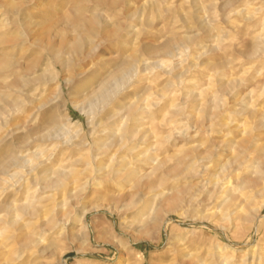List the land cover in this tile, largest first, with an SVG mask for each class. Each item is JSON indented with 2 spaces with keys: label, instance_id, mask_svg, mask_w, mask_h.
<instances>
[{
  "label": "rangeland",
  "instance_id": "rangeland-1",
  "mask_svg": "<svg viewBox=\"0 0 264 264\" xmlns=\"http://www.w3.org/2000/svg\"><path fill=\"white\" fill-rule=\"evenodd\" d=\"M263 1L0 0V152L2 155L5 147L12 141L14 152L17 149L16 155L33 157V153L38 151L40 152L38 157L41 159L49 158L41 168L51 165L55 166L54 168L60 166L77 171L88 168L86 170L91 172L89 175L93 176L95 162L90 167L82 163L90 160L92 150L90 148H93V144L106 141L108 134L103 132L100 133L101 136L97 131L93 136L89 135L91 115L81 111L72 101H85V96L90 94L94 84L97 85L101 78L110 79V73L123 63H134L138 59H143L142 61L148 64L147 68L144 71L142 69L143 73L133 76L114 93L116 99L113 98L104 110L99 109L100 114L96 115L95 121L104 122L107 116L117 111L118 103L129 102L141 106L143 104L147 109L139 108L136 111L135 115L139 118V122L136 121L137 124L134 125L142 128L145 133L147 131V136L143 138L144 141L137 138L130 142L131 147L136 143V146H139L135 152L133 150L130 153L124 149L119 155L124 153L122 155L124 163L137 167L140 173L147 172L151 164L141 165L131 157L132 155L140 154L142 159L141 155L144 153L159 154L158 159H163L165 162L164 168H174L179 163V167L173 169L172 174L164 177L160 187L170 199L167 198L168 200L161 204L154 203V210L149 218H146L148 207L144 208L143 202L139 203L136 209L132 208L133 210L127 209L119 213L113 210L112 199L119 192L129 190L127 180L106 183L95 193L86 190L79 200L70 202L66 230L61 234L50 232L43 234L44 242L51 245L45 255V264H219V262L244 264L248 248L258 244L264 249V221L255 225L245 221L239 223L235 229L228 220H219L217 216H211V219L209 215L217 213L221 199L217 198L219 194L208 198L212 185L206 183L202 186L204 183L202 180L217 174L221 166H228L234 153V148H231L233 145L260 132L254 131L253 119L246 108L255 99L260 103L264 101ZM253 10L256 12L254 13ZM174 39L176 40L173 41ZM165 42L177 44L179 50L186 49L187 45L191 48L188 47L181 55L171 58L156 51ZM257 44H260L258 49L255 48ZM197 55L199 58L196 61L193 58ZM190 61L196 62L195 67L190 66ZM233 79L240 83L237 84L235 81L234 84ZM67 80L71 81L70 85H66ZM148 86L151 87L149 91H147ZM187 86L196 89L191 91L192 88L189 90ZM198 88L201 90L199 91ZM157 92L162 96L160 97ZM189 94L193 97H188ZM212 96L217 100L223 99L221 102L219 100L221 104L218 102L220 108H217L220 110L217 108L214 110V106L208 102ZM148 97L155 98L148 102ZM163 100L164 103L167 100L166 104H163ZM203 101L208 105H203ZM175 108H180L181 112L175 113L173 111ZM87 109L88 107H85V110ZM197 111H202L201 115ZM51 113H56L61 123L64 121V125H67L65 128L68 127L69 130L66 129V134H61L56 139L55 137L39 139L38 137L48 127L46 122ZM202 114L206 118L202 117ZM160 117L166 119H162V122ZM209 118L213 121V125L211 122L208 123ZM115 120L114 128H118L116 126L120 128L122 121ZM104 123L99 128L95 127L96 130L106 129L111 133L115 130ZM20 127L24 128V131L32 132L27 143L18 140L24 136L23 132L12 138V131ZM27 127L29 129H26ZM196 129L198 131H195ZM148 134L149 136L153 134L149 137L153 142L147 139ZM260 134L261 132L259 133L261 137L254 141L256 147L249 150L250 155L247 157L249 166L257 161L258 157H264V135ZM5 136L8 138L4 140ZM64 136L71 137L72 140L84 139L87 145L79 149H71L62 142ZM231 142L235 143L230 144ZM66 148L70 153L68 150L65 152ZM62 150L64 151L61 152ZM194 150L205 154L210 151L209 157L199 164L208 167L207 172L205 174L201 172L198 177L182 175L177 179L170 178L175 172L185 170L192 160L188 152L192 154L195 153ZM82 152L86 153L85 156ZM69 155H72L71 158ZM78 157L82 160H78ZM107 158L108 156L102 157L101 161L110 164L111 160ZM34 159L35 157L32 160L36 161ZM55 163L60 164L56 166ZM10 171L17 173V177L27 175L22 168H14ZM161 171L162 169H158L153 172L154 182L158 180L157 176L162 175ZM253 173L254 171L249 168L246 176L250 177ZM80 178L84 180L85 177L82 174ZM262 181L264 183V178ZM28 186L32 193L34 189L36 191L38 189L31 184ZM20 193L12 190L6 193L0 192V203L6 201L9 196L11 198L12 194L15 195V199L20 200L23 191ZM49 193L53 194V192ZM56 196L53 198H57ZM250 202V207L256 208L261 215L259 219L263 218L264 193L252 195ZM82 215L86 228L81 233L75 232L76 229L73 228L81 224L77 218ZM72 232H75L74 241L71 239ZM176 241L179 243L176 244ZM225 245L235 247L236 252L231 253L224 248ZM218 255L232 260L224 263L218 260Z\"/></svg>",
  "mask_w": 264,
  "mask_h": 264
},
{
  "label": "bare ground",
  "instance_id": "bare-ground-1",
  "mask_svg": "<svg viewBox=\"0 0 264 264\" xmlns=\"http://www.w3.org/2000/svg\"><path fill=\"white\" fill-rule=\"evenodd\" d=\"M263 3H264V1H263ZM253 12H254V10H253ZM248 14L250 15V12ZM258 15H259V13L257 14V16ZM257 16L255 15V17H257ZM256 26H257V24H256ZM259 27H261V25ZM255 37H256V35H255ZM255 37H251V38H255ZM219 38H221V37H219ZM263 39H264V37H263ZM175 40L176 39H174L173 41H175ZM220 40H219V42H220ZM256 40H258V39H256ZM213 42H215V41H213ZM177 43H178V41H177ZM180 43H181V41H180ZM187 46L189 47L190 45H187ZM182 47H183V45H182ZM188 47H186V49H188ZM189 48H191V47H189ZM255 48L256 49L260 48V44H257L255 46ZM186 49L183 48V49L179 50V46L177 44L165 42L164 44L161 45V47L156 49V51L162 53L163 55L170 56L171 58H173V57L181 55V53H184L186 51ZM195 52H196V50H195ZM198 52H200V51H198ZM263 52H264V50H263ZM193 55H194V53H193ZM254 55H255V53H254ZM198 56L199 55L195 56L193 59L197 61L199 58ZM186 57H188V56H186ZM142 60L138 59L134 63H132V62L123 63L121 66L117 67L112 73H110V79L109 78H101L99 76L101 79L99 78L100 80L98 81V84L97 85L94 84V86L90 89V92H89L90 94L85 96L86 98L84 99L85 101H83L84 103L81 102L80 100H79V102L78 101H72L76 107H79L81 109V111H84L87 115L88 114L91 115L89 118V123L91 125V133L89 135L93 136V134L97 133V131L99 132V134L103 133V132L105 134H108L106 141H104L102 143L98 142V143L93 144L94 145L93 148H90V150L92 149L91 150V157L89 158L90 160H87L85 163H82V164H86L87 166L90 167L95 162V165L93 166V172H94L93 174L94 175L93 176L91 175L92 177L89 175L91 172L90 171L88 172L86 170L88 168L83 169V170H79V171H77L76 169L75 170H68V169L61 168L58 165L60 163H58V164L55 163L56 166L57 165L59 166L56 168H54L55 166L53 167L52 165L48 166V167L41 168V167L45 166L47 159L43 160V158L41 159L40 157H38L40 152L39 153H38V151H37V153L36 152L33 153L34 151L32 152L33 157H35L36 161H33L32 160L33 157H29V155H16L15 152L17 151V149H15V152H14V147L12 146L13 144H11L12 141L3 150L4 155H2V152H0V192L6 193V192H9L12 190L14 192L17 191L20 193L21 191H23L22 197L21 198L19 197L20 200L15 199V195L12 194L14 196L11 195V198L9 196L8 199L6 198L7 199L6 201L0 203V264H45V262H46V261L44 262L45 255L49 252L51 245H50V243L44 242L43 234L46 232L55 233V234L60 233L61 234L64 232V230H66L65 229L66 224L69 221L68 215L70 213V208L68 207V204L72 201L79 200V197L81 196V194L86 192V190H89L91 193H95V192L99 191L100 189H102L104 187V184H106V183L113 182L115 180H127L129 182V190L126 192L125 191L119 192L112 199L113 200V210L115 212L119 213L120 211H123V210L135 208L139 203L143 202V207L144 208L148 207L146 218H149L151 215V212L154 210V207H153L154 203H155V205L161 204L162 202L170 199V198H168V195L165 193V191L161 190L162 188H160V187L162 185L164 177L166 175H170V173L172 174V171H174L175 169H177L179 167V163H177L178 165H176L174 168H164L165 162L163 159H162L163 161L158 159L159 154L158 155H152V154L149 155V154H145V153L143 154L142 153L143 154V155H141L143 157L142 159H140V154H137L135 156L130 155L133 159H135V161L140 162L141 165H144V164L146 165L147 163L151 164V166L147 172L140 173V171L137 167H132V166H130L131 164L128 165V164L124 163V161H123L124 157L122 156L124 153L122 155H119V152L120 151L122 152V150H124V149H127L130 153L133 150H134L133 152H135V149H137L139 146H136L137 143L136 144L134 143L135 146L131 147L132 144H130V142H133V140H135L137 138L142 139V141H144L143 138H145V136H147V134H146V133H148L147 131L145 133V131L144 132L142 131V128H138L137 126L134 125V123L137 124V122H139L138 121L139 118L136 117L137 115H135L136 111L139 108H143L146 110L147 109L146 106H143L142 103H141L142 106L136 105L134 103H129V102L128 103H122V102L118 103L116 105L117 111H113L112 114L107 116L105 118L104 122L106 124L110 125V127L114 128L115 121H116L115 119H120V121H122V124L118 120L117 121L121 124V127L119 128V126H116L118 128H114L115 130L112 133L107 131L106 129L101 128L102 130H96V128H95V127L99 128L100 125L104 123L101 121H95L96 115L100 114L99 109L104 110V108H106V106L112 102L113 98H115L114 93L116 91H118L121 87H123L126 82H128L131 78H133V76L139 74L140 72L143 73L144 69L147 68V66H148L147 62L142 61ZM195 65H196V62H194V61L191 62V64H190L191 67H195ZM160 67H162L161 63H160ZM215 67H216V65H215ZM142 69H143V71H141ZM246 69H248V68H246ZM204 75H206V73ZM150 77H152V76H150ZM95 79H97V78H95ZM193 80H194V77H193ZM231 80H229V81H231ZM132 81H134V80H132ZM235 81H236V79L233 81L234 84H235ZM70 82H71L70 80H67L66 85H70ZM226 82H228V81H226ZM238 82L236 81L237 84H238ZM129 86H131V85H129ZM168 86H170V85H168ZM199 86H200V84H199ZM211 87H209V89ZM226 87H227V85H226ZM147 88H149L147 90V91H149L151 87L148 86ZM191 88H189V90ZM227 88H229V87H227ZM193 89L195 90L196 88L193 87L191 91H194ZM200 90L201 89H199V91ZM207 90H208V88H207ZM153 93H151V94H153ZM117 94L119 95L120 93H117ZM158 95L160 96L159 93H158ZM164 95H166V93H164ZM152 96L153 95H151V97ZM199 96L202 97L201 95H199ZM245 96H247V95H245ZM151 97L150 98L148 97L149 98V99H147L148 102L150 99L155 98V97L154 98H151ZM188 97H193V96L191 94H189ZM206 97H208V95ZM162 99L160 101H162ZM243 99L244 98H242V100ZM178 100H179V98H178ZM193 100H197V99H193ZM219 100H217V98L215 96H212L208 100V102H210L214 106V110H215L217 107H219V104H218ZM221 100H223V99H221ZM221 100H220V102H221ZM141 101H143V100H141ZM166 101L164 103V100H163V104H166ZM257 101L255 99V100H253L252 103H250V105L248 104L249 106L246 108V110L250 114V117L253 119L252 123L254 125V129H255L254 131H260L261 134L264 135V101H262L263 103H260ZM148 102H147V104H148ZM200 102H202V101H200ZM190 103H191V101H190ZM222 103H223V101H222ZM137 104H139V103H137ZM151 104L153 105V103H151ZM183 104H185V103H183ZM205 104L208 105L207 103L204 102L203 105H205ZM170 105H171V103H170ZM203 105H202V107H203ZM12 106L13 105H11V107ZM221 106H223V105H221ZM85 107H88V109L85 110ZM197 107H198V105H197ZM149 108H150V106H149ZM207 108H208V106H207ZM219 108H217V109H219ZM199 109H201V108L199 107ZM153 110H155V109H153ZM156 110H158V109H156ZM202 110H203V108H202ZM51 111H52V109H51ZM165 111H167V110H165ZM173 111L175 113H180L181 109L175 108ZM197 112H199L201 115L202 111L201 112L197 111ZM206 112H207V110H206ZM211 112H213V111H211ZM235 112H239V111H235ZM160 113H162V112H160ZM170 113H171V111H170ZM216 114H215V117H216ZM227 114H228V112H227ZM62 115H61V117H63ZM202 115H203L202 117H204V114H202ZM245 115L247 116L246 112H245ZM173 116L176 117V115H173ZM209 116H211V114ZM213 116H214V113H213ZM217 116H219V115L217 114ZM246 116H244V117H246ZM167 117L168 116H166V118ZM207 117H208V114H207ZM44 118H46V117H44ZM166 118H161V120L162 119L165 120ZM204 118H206V117H204ZM211 118H209L208 121ZM246 118H244V119H246ZM246 120L249 121V119H246ZM45 121H46V119H45ZM169 121H171V120L169 119ZM63 122L64 121H62V123H61V121H60L58 115H56V113H51L49 115V117L47 118V122H46L48 127L38 138L39 139H47V138L55 137V139H56L61 134H64L66 132V129L69 130V128L68 127L65 128L67 125L65 124L66 125L65 126ZM113 122H114V124H113ZM141 122H143V121H141ZM149 122H150V120H149ZM162 122H163V120H162ZM210 122L213 125V121L210 120L208 123L210 124ZM154 123H155V120H154ZM245 123H246V121H245ZM168 124H169V122H167V125ZM90 125L88 126L89 128H90ZM225 125H227V124H225ZM139 127H140V125H139ZM236 127H234V128L236 129ZM252 127L253 126L251 125V128ZM149 128H151V127H149ZM26 129H29V128L27 127ZM157 129H159V128L157 127ZM164 129H166V128H164ZM239 129H240V127H239ZM248 129H249V127H248ZM248 129L246 128V131ZM24 130H25L24 128L20 127L18 129H16L15 131H12V138L14 135L20 134L23 132L24 136L22 138L18 137L19 138L18 140H20L21 142L26 141L25 143H27L29 138L31 137L32 132L29 130H26V131H24ZM151 131H152V129H151ZM160 131H161V128H160ZM195 131H198V130L196 129ZM153 132H154V130H153ZM163 132H164V130H163ZM34 133H35V131H34ZM75 133H77V132H75ZM248 133H246V134H248ZM259 133H254L249 139H247L245 141L242 140L239 144L233 145L231 148H234V153H233V156L230 158L231 160L229 161L228 166H225V165L221 166V168L219 169L217 174H212L210 178L202 180V181H204L202 186L206 185V183L212 185V191L209 193L210 196L208 198L216 197L219 194L217 198L221 199L218 206H217L218 207L217 213L216 212L210 213L209 216L210 217L211 216L212 217L217 216L219 218V220H228L235 229L238 227L239 223H242L245 221H250L253 225L260 223L261 221H264V217L259 219V217L261 215L259 214L258 210L256 208L250 207L251 196L264 193V183L262 181L264 178V157L263 158L258 157L257 161L253 162V164L251 166L247 165V157L250 155L249 150L251 148L256 147V143L254 141L256 138L261 137V136H259ZM71 134H73V133H71ZM161 134H163V133L161 132ZM151 135L153 136V134H151ZM150 136L148 134L147 139H149ZM6 138H8V137L5 136L4 140ZM101 139H105V138H101ZM151 139H152V137H151ZM35 140H37V139H35ZM150 141L153 142V140H150ZM62 142L65 145L69 146L71 149L72 148H78L79 149V148L85 147L87 145L86 140H84V139L76 140V138H75V140H72L71 137L70 138L65 137ZM152 142H150V143H152ZM235 142H238V141H235ZM234 143L231 142L230 144H234ZM145 144H146V142H145ZM141 149H142V147H141ZM21 150H22V148H21ZM67 150H68V148H66L65 152ZM63 151L64 150H62L61 152H63ZM86 151L84 150V152H86ZM19 152H21V151H19ZM23 152H24V150H23ZM58 152H60V151H58ZM194 152L195 153H192V154H190L188 152V155L190 157H192V160H191V163L188 166H186L185 170L183 169L182 172H180V171L178 172L176 170L177 172H175V174H173L174 176H172V177L170 176V178L177 179L178 176H182V175H191L193 177H198L201 172L204 174H205V172H207L208 167H204L203 165L199 166V164H201L206 158L209 157L210 151H207L206 154L203 152L197 153L195 150H194ZM43 153H45V152L43 151ZM69 153H70V151H69ZM79 153H78V155H80ZM41 154H42V152H41ZM85 154L83 156H85ZM71 156H70V158H71ZM88 156L89 155L87 154V157ZM106 156H108L107 159L111 160L110 164H105L101 161L102 157H106ZM185 156H187V155H185ZM46 157H47V155H46ZM52 157H54V156H52ZM64 157H65V155H64ZM67 159H69V158L67 157ZM77 159L82 160L81 157H80V159H79V157ZM48 160H49V158H48ZM74 161H76V160H74ZM74 161H73V163H74ZM113 161H115V162H113ZM126 161H127V159H126ZM180 161H181V159H180ZM180 161L178 160V162H180ZM59 162H61V161H59ZM78 162L80 163L83 161H78ZM53 163H51V164H53ZM82 164H80V165H82ZM61 165H62V163H61ZM72 167H74V165ZM14 168L25 169V171L27 172V175L24 174L26 176H20L19 175L17 177V173H10L11 172L10 170L14 169ZM249 168H251L252 171H254V173L250 177L246 176L247 172L249 171ZM158 169H162V171H161L162 175L159 177L157 176L158 180L156 182H154L153 181V172L154 171L156 172ZM82 174L85 177L84 180L82 178H80V175H82ZM9 181H12V182L9 183ZM28 184H31V185L38 187L37 191H36V189H34V193L37 192V194L32 193V191L30 192L31 188L28 186ZM204 187H206V186H204ZM33 188H36V187H33ZM49 192H53V194L49 193ZM55 195H57L56 196L57 198H53V197H55ZM178 198L179 197H177V199ZM142 208L141 209L137 208V209L142 210ZM138 213H140V211ZM83 215H82V217L77 218V221H80L81 224H79L80 225L79 227L73 228V229H76V230H74L75 232L78 231L81 233L86 228L85 222L82 221L84 218ZM212 217H211V219H212ZM73 225H75V224H73ZM75 232L71 233L72 234L71 235L72 241H74V239H75V237L73 236V233H75ZM175 240H177V239H175ZM177 243H179V241L178 242L176 241V244ZM224 248L230 250L231 253L236 252L235 247H233L231 245H225ZM224 248H222V249H224ZM182 250H184V249H182ZM246 252H247L246 253L247 255L243 261L244 264H264V249H262L258 244H255L252 248H248V250H246ZM218 253H219V250H218ZM217 258H218V260H220L224 263H226L229 260H232V259L228 260V259L222 258L221 255H218ZM218 262H216V263H218ZM219 264H220V262H219Z\"/></svg>",
  "mask_w": 264,
  "mask_h": 264
}]
</instances>
